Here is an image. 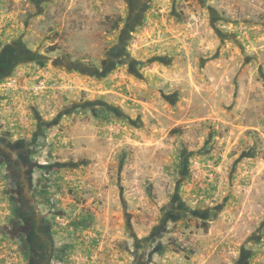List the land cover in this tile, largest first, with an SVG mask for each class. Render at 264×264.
<instances>
[{
    "label": "rangeland",
    "instance_id": "374dc122",
    "mask_svg": "<svg viewBox=\"0 0 264 264\" xmlns=\"http://www.w3.org/2000/svg\"><path fill=\"white\" fill-rule=\"evenodd\" d=\"M0 264H264V0H0Z\"/></svg>",
    "mask_w": 264,
    "mask_h": 264
}]
</instances>
